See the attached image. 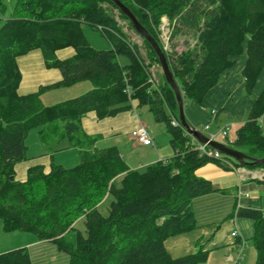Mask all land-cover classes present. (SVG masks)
Instances as JSON below:
<instances>
[{"label": "trees", "instance_id": "1", "mask_svg": "<svg viewBox=\"0 0 264 264\" xmlns=\"http://www.w3.org/2000/svg\"><path fill=\"white\" fill-rule=\"evenodd\" d=\"M163 49L183 95L201 104L235 66V57L246 50L242 70L246 93L251 94L264 71V0H119ZM128 20L110 0H0V220L7 232L25 231L39 241H50L69 256V264H210L209 251L197 248L173 258L165 248L169 237L197 228L192 201L217 191L196 175L208 163L229 168L219 159L201 156L198 141L182 127H172L178 110L174 92L162 75V84L150 82V66L137 45L116 20ZM175 37L188 25L195 34L192 48L180 54L164 50L160 34L162 18ZM87 24L110 42L109 50L92 48L83 34ZM131 25V23H129ZM132 26V25H131ZM143 40V39H142ZM152 64L156 53L143 40ZM72 47L75 54L60 60L56 52ZM42 51L45 63L59 69L62 79L38 92L19 95L21 72L16 59L30 51ZM129 63L122 65L118 55ZM89 81L85 94L46 106L41 92ZM130 88V93L126 89ZM148 106L157 121L166 123L174 155L130 169L115 147L81 151V163L65 169L55 163L30 167L25 181L16 180L15 166L28 159L29 131L59 126L61 137L71 142L82 132V118L94 112L98 119L113 117L132 108ZM169 111V115L165 113ZM264 89L250 100L246 121L227 146L250 157L264 158ZM177 119V118H176ZM59 121V124H56ZM43 132V129L40 131ZM236 167L264 169V165ZM108 199L107 215L100 208ZM238 217L254 223L255 264H264L263 212L245 207ZM83 218L84 230L75 224ZM0 264H33L26 247L0 254Z\"/></svg>", "mask_w": 264, "mask_h": 264}, {"label": "crops", "instance_id": "2", "mask_svg": "<svg viewBox=\"0 0 264 264\" xmlns=\"http://www.w3.org/2000/svg\"><path fill=\"white\" fill-rule=\"evenodd\" d=\"M74 54L75 50L72 47L56 52V56L60 60L68 59ZM234 60L235 66L223 72L220 82L208 92L202 103L192 102L185 110L189 124L193 127L202 125V132L205 134H217L215 141L222 137L219 131L226 125L230 126L229 133L234 125L238 130L247 119L250 100L258 98L264 89V71H262L251 94L246 93V83L242 76V70L247 62L245 48L243 54L235 57ZM16 62L21 72L19 95L38 92L41 88L62 79L61 71L47 66L42 51L39 49L17 57ZM91 88L92 84L89 81L79 82L71 88L59 87V99L55 96L54 100L52 99L54 97L49 94L47 104L53 105L62 100H69L71 97H79L80 94L87 93ZM43 93L42 91L41 94ZM135 108L133 103L131 109L101 120L94 112L86 114L81 120L82 132L78 133L72 142L79 146L80 153L82 150L115 147L130 169L139 171L144 170L148 165L171 158H167L172 154L170 148L164 153L159 150L154 152L153 148H156L155 138L152 137L155 134L154 125L145 123ZM212 110H217V113L213 115ZM262 121L264 122V116L260 123ZM142 125L148 129L150 126L153 146H145L132 135L133 131ZM206 125L209 126L207 130H205ZM262 132L264 134V129ZM79 155L81 157V154ZM27 157V160L15 166L16 180L18 181L27 179L30 167L43 165L48 169L54 162L51 155L47 153L39 155L37 158L28 154ZM244 169L245 172L239 174L232 170H225L216 163H208L196 171L197 176L210 181L217 191L197 197L192 201L197 228L166 239L164 245L171 257L186 256L200 247L209 251V259L213 252L226 247L232 252L226 258V262L232 264L228 259L233 260L236 257L235 244L240 238L239 233L245 238H252L248 232L254 225L252 220L238 217L237 210L240 207H249L264 211V169ZM83 220V218L78 220L75 226L77 227L79 221ZM234 230H239L237 238L231 236ZM23 247L29 251L33 264H69V256L60 252L52 242L39 241L34 235L25 231L7 232L0 220V254Z\"/></svg>", "mask_w": 264, "mask_h": 264}, {"label": "rangeland", "instance_id": "3", "mask_svg": "<svg viewBox=\"0 0 264 264\" xmlns=\"http://www.w3.org/2000/svg\"><path fill=\"white\" fill-rule=\"evenodd\" d=\"M200 4H204V0H199ZM116 15V20L118 21L119 25L123 29V32L127 35L128 41L133 44L137 45L139 49V53L141 57L144 58L146 64H149L150 68L153 67L152 69L153 74L155 75L156 78V86L162 84V78L161 76L162 71L160 69V66L158 64H152L151 65V59L148 56V49L144 46L142 38L134 31L131 25H129L128 20H123L119 18V15L117 12H115ZM1 23V21H0ZM171 26L169 24V21L163 17L162 18V23L160 25V38L162 41V44L167 50L168 53L170 54H180L182 51L192 48L195 44V34L193 31L189 28L188 25H183L182 30L176 35L175 37H171ZM82 30L83 34L85 36V39L87 40L88 44L96 49V50H109L112 48L111 42L97 29L93 28L90 25L83 24L82 25ZM119 62L124 66L129 63V58L124 55V54H119L118 55ZM78 84V83H76ZM76 84L71 85L69 87H64V88H71L72 86H76ZM62 88V87H60ZM51 93H49V91ZM43 92L46 94H41V100L44 105L46 106H51L48 103V95L51 94L50 96H53L55 100V96L59 99V87H55L52 89H44ZM55 94V95H54ZM45 95V96H44ZM81 95V94H80ZM79 95V96H80ZM44 96V97H43ZM78 97V96H77ZM74 97H71L70 99H73ZM52 100V101H54ZM58 101V100H57ZM62 100L61 102H63ZM58 102V103H61ZM195 102L192 99H187L184 104V112L186 108L188 109V106L192 103ZM57 103V104H58ZM196 103V102H195ZM136 106V110L139 112V114L143 117L144 122L150 123V125H154V132L153 138H155V147L153 148L154 152L156 153L157 150L162 151L163 153L165 150L170 148L171 155L173 156V149L170 144L171 140V133L168 131V128L166 126V123L163 121H157L155 119L154 114L150 111L148 106L142 105L139 106L137 102H134ZM55 105V104H53ZM165 113L169 115L168 110L165 109ZM176 118H178V110L176 111ZM178 120V119H177ZM56 124H59V121H57ZM195 128L199 131H203V126L202 125H196ZM43 129V132L41 133L40 131ZM261 129H264V122L262 121L261 123ZM149 130L152 132L149 126ZM237 130V127L234 125L232 126V131L229 133V139H233L235 135V131ZM218 143L227 145L226 139L218 138L217 139ZM26 143L28 146V152L27 154L29 156H32L34 158L39 157V155L42 154H50L52 157V160L54 161L56 165H59L65 169H70L74 168L75 166L79 165L81 163V157H80V149L79 146L73 142H71L67 137H64V139H61V133L59 126L55 127L54 125H47L46 127H36L32 128L27 136ZM146 146V145H145ZM168 156L172 157V156ZM233 161H235L233 159ZM111 202V199H108L106 203L100 208V211L102 214L107 215L108 213V206ZM264 212V211H262ZM80 220V219H79ZM251 220V219H247ZM226 222V221H224ZM223 222V223H224ZM77 228L80 230H84V220L79 221L77 224ZM236 229V228H235ZM239 231V230H237ZM248 235H254V225L251 226V231L249 230ZM251 233V234H250ZM31 234V233H30ZM239 240L240 239H245L246 240V247L242 251V256L243 259L240 261V264H255L257 261V253L256 250L253 246L252 239H248L243 237L241 233H239ZM237 240V241H239ZM236 245V244H235ZM230 249L226 247L220 248L218 251L213 252L209 259L208 263H222V264H230L226 262V258L231 254ZM227 254V255H226ZM66 256V255H64ZM68 258V256H66Z\"/></svg>", "mask_w": 264, "mask_h": 264}, {"label": "water", "instance_id": "4", "mask_svg": "<svg viewBox=\"0 0 264 264\" xmlns=\"http://www.w3.org/2000/svg\"><path fill=\"white\" fill-rule=\"evenodd\" d=\"M110 1H112L116 5L118 11H120L123 15L127 17L134 31L143 40H145L156 53L162 74L167 84L171 87L172 91L174 92L175 99H176L177 106H178V118L177 119L181 127L183 128V130L186 132V134L191 135L199 143H203V144L209 143V145L212 148L220 151L225 156L234 159L237 163L242 164L244 166L264 165V158L250 157L227 145L218 143L217 141L209 142L208 138L204 135L203 132L197 130L195 127L189 124V122L186 119L185 112H184L185 102H184L183 95L170 69L167 57L163 49L161 48L159 43L153 38V36H151V34L145 29V27L138 21L136 16L125 5H123L119 0H110Z\"/></svg>", "mask_w": 264, "mask_h": 264}, {"label": "built area", "instance_id": "5", "mask_svg": "<svg viewBox=\"0 0 264 264\" xmlns=\"http://www.w3.org/2000/svg\"><path fill=\"white\" fill-rule=\"evenodd\" d=\"M165 50V48H164ZM167 51V50H166ZM152 69H154L153 67H151L149 70L151 72V76H150V82L154 85V88H156V78L155 75L153 74ZM127 93H130V88L126 89ZM211 113L213 115H215L217 113V110H212ZM137 116V115H136ZM171 126L172 127H181L179 121L176 118H172L171 120ZM209 128L208 125L205 126V130H207ZM229 131H230V126L226 125L225 127H223L219 133L221 134V136L226 139L227 143H231L232 139H229ZM204 133V132H203ZM132 135L134 136V138H136L140 143L146 145V146H153V139L150 135V131L149 129L142 125L139 128H137L135 131H133ZM204 135L208 138L209 142L210 141H215V138L217 136V134L214 133H209V134H205ZM197 149L199 151V154L201 156H205L207 158H212V159H219L221 160V162L223 164H225L229 170H232L234 172H237L239 174H242L243 172H245V167H236L229 159H227L224 154H222L220 151L212 148L209 143L203 144V143H197ZM263 216H264V212H263ZM231 236L233 238H237L238 237V231L234 230L231 233ZM247 243L245 239H240L239 241H237L235 248H236V257L232 260V259H228L229 261L232 262V264H240V261L243 259L242 256V251L243 249L246 247Z\"/></svg>", "mask_w": 264, "mask_h": 264}]
</instances>
